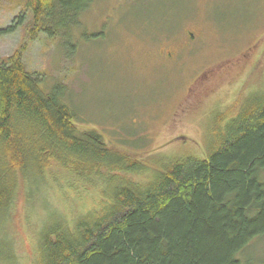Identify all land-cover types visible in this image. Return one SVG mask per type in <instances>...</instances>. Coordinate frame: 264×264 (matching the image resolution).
<instances>
[{
	"label": "trees",
	"instance_id": "obj_1",
	"mask_svg": "<svg viewBox=\"0 0 264 264\" xmlns=\"http://www.w3.org/2000/svg\"><path fill=\"white\" fill-rule=\"evenodd\" d=\"M93 2L27 0L0 38L30 16L31 42L70 40L85 31ZM25 51L0 59V264H20L9 219L21 187L31 196L57 170L84 188L103 186L101 208L72 222L50 215L37 232L34 264L261 263L245 253L264 238V88L241 100L235 116L216 115L203 159L141 160L89 127L67 85L29 71Z\"/></svg>",
	"mask_w": 264,
	"mask_h": 264
},
{
	"label": "rangeland",
	"instance_id": "obj_2",
	"mask_svg": "<svg viewBox=\"0 0 264 264\" xmlns=\"http://www.w3.org/2000/svg\"><path fill=\"white\" fill-rule=\"evenodd\" d=\"M26 2L0 0V29ZM29 19L0 38V59L26 46L27 69L67 85L89 127L130 157L203 159L216 115L235 116L241 100L264 88V0H94L82 16L85 31L67 41L31 42ZM51 172L31 196L21 187L11 211L20 264H34L37 232L50 215L72 222L101 208L103 186ZM251 247L247 261L264 264V238Z\"/></svg>",
	"mask_w": 264,
	"mask_h": 264
}]
</instances>
